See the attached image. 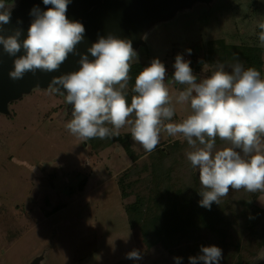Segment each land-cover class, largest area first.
I'll use <instances>...</instances> for the list:
<instances>
[{"label":"rangeland","instance_id":"rangeland-1","mask_svg":"<svg viewBox=\"0 0 264 264\" xmlns=\"http://www.w3.org/2000/svg\"><path fill=\"white\" fill-rule=\"evenodd\" d=\"M18 1L6 5L12 9ZM145 1L144 8L134 11L131 35H113L130 40L137 53L126 90L130 99L142 68L153 58L164 64L165 83L175 107L172 122L190 113L188 105L175 103L183 86L172 83L169 76L177 54L190 61L199 79L209 75L216 62L230 71L219 41L227 45L230 57H236L237 50L229 46L264 48L257 26V21L264 20V0ZM260 59L258 71L264 78V52ZM70 114L64 95L50 91L48 84L21 91L0 111V264H175L174 257L189 264L188 257L197 255L193 238L165 242L150 226L141 228L144 220L176 201L174 191L191 169L199 179L185 156L190 150L187 142L161 132L160 143L146 153L129 135L130 153L119 141L95 151L90 140H80L65 128ZM119 133L130 134L129 126ZM227 146L217 139L218 150ZM82 177L84 183L78 188ZM248 195L244 189L230 188L219 204L212 205L225 211ZM248 199L264 210V192ZM242 207L240 203L234 211L240 218ZM143 230L147 241L142 240ZM256 243L255 238L253 248L247 247L252 252L244 249V258L234 264H264L260 259L264 244ZM132 250L141 259H127Z\"/></svg>","mask_w":264,"mask_h":264},{"label":"clouds","instance_id":"clouds-1","mask_svg":"<svg viewBox=\"0 0 264 264\" xmlns=\"http://www.w3.org/2000/svg\"><path fill=\"white\" fill-rule=\"evenodd\" d=\"M42 2L52 7L30 10L33 19L21 40L19 29L2 34V26L10 23L12 6L0 0V46L14 58L8 73L14 81L26 73L35 75L37 70H58L70 53L77 54L76 46L83 40L84 26L65 15L69 0ZM257 26L264 46V20L257 21ZM21 49L24 54L17 56ZM187 52L191 54L190 49ZM87 53L94 59L79 53V69L53 76L48 84L50 91L64 95L71 105V119L65 128L72 135L83 141L106 139L118 136L128 125L132 140L146 153L155 150L161 132L182 137L190 148L185 151L186 159L199 174V204L209 210L230 188L264 192V78L260 71L245 68L239 60L227 71L223 63L216 62L209 75L198 79L190 61L177 54L172 83L183 88L175 103L188 105L190 113L180 122H172L175 107L165 83L166 68L158 58L136 76L135 94L129 103V72L137 57L131 41L109 34L98 37ZM218 138L229 146L218 150ZM126 258L139 260L141 255L132 250ZM173 259L181 264L182 258ZM221 259L222 250L215 245L201 246L200 254L188 257L189 264H220Z\"/></svg>","mask_w":264,"mask_h":264},{"label":"trees","instance_id":"trees-1","mask_svg":"<svg viewBox=\"0 0 264 264\" xmlns=\"http://www.w3.org/2000/svg\"><path fill=\"white\" fill-rule=\"evenodd\" d=\"M11 0H4L5 4H9ZM219 45L224 47L226 57L223 58V62L227 64H233L237 60H241V63L246 67H254L259 70L261 66L260 54L264 52L263 47L259 48H242V47H231L233 50H237L236 57H230L232 53L228 52L222 41H219ZM172 71H169V76H172ZM130 103V98L127 97ZM131 118V117H130ZM111 127L110 125H106ZM128 133H119L118 136L111 138L90 139L91 147L97 151L106 146H109L114 141L122 143L123 148L126 152H132L129 146ZM132 159L134 160L136 154H133ZM82 177L78 183V188H81L84 183ZM201 191V185L199 179L196 177L195 172L191 169L187 174L186 178L181 181L179 187L174 191L176 201L171 204L168 208L163 209L161 212L153 215L152 217L144 220L142 226H150L154 234L164 238V241L175 237L181 238L182 236L191 237L196 241L197 255L200 254L201 246L215 245L222 250V259L220 264H234L240 262L244 258L243 251L246 248H251L252 241L257 240V246L264 244V210L253 205L249 197L251 198L255 193H250L248 198L243 201H239L237 204L232 203L228 206L225 213L224 207L222 209L217 206L211 205L210 210L200 206L199 201L201 200L198 192ZM252 195V196H251ZM243 204L244 207L240 209L239 214L236 212V207ZM233 204H236L233 207ZM233 207V208H232ZM231 214L234 217H231ZM148 230V229H146ZM145 230V231H146ZM145 231L143 230L142 240L146 238ZM233 233H236L233 234ZM238 235H242L239 237ZM146 240V239H145ZM206 240V241H204ZM215 240L216 242H213ZM147 241V240H146ZM256 241H254L255 243ZM242 243V244H241ZM254 244L253 246H255ZM247 248V250H248ZM253 248V247H252ZM245 249V250H244ZM247 252H252L248 250Z\"/></svg>","mask_w":264,"mask_h":264},{"label":"water","instance_id":"water-1","mask_svg":"<svg viewBox=\"0 0 264 264\" xmlns=\"http://www.w3.org/2000/svg\"><path fill=\"white\" fill-rule=\"evenodd\" d=\"M97 0H69L67 11L65 13L69 21L80 22L85 32L83 40L77 44L76 53H70L68 58L60 65L59 69L54 72H42L37 70L35 75L26 73L23 79L12 80L9 78L8 73L12 70L13 57H10L3 51L0 46V111L5 110L6 102L14 99L21 91H27L32 86L49 84L53 76H59L68 72L77 71L80 65L77 63L79 60V53L88 55L89 60L94 59L90 53H87V48L92 43L96 42L98 37L106 36L107 32L115 28H125L122 11L127 10L124 4L129 0L123 2L110 3L102 7L96 8L88 6L95 4ZM38 7L41 11L46 10L51 5H44L42 0H19L17 5L11 9V20L7 25H3L5 30L2 34H11V30L19 29L21 32L20 39L23 40L27 36L28 27L33 19L30 15V10ZM23 49L17 56L23 55ZM180 87V86H179ZM62 91H64L61 88ZM81 264H83L81 262Z\"/></svg>","mask_w":264,"mask_h":264},{"label":"flooded vegetation","instance_id":"flooded-vegetation-1","mask_svg":"<svg viewBox=\"0 0 264 264\" xmlns=\"http://www.w3.org/2000/svg\"><path fill=\"white\" fill-rule=\"evenodd\" d=\"M123 1L124 0H97L95 4H91L90 6H88V9L94 5L96 6V8H98V7L100 8V7L105 6L107 4H110V3L112 4V3L123 2ZM146 3H147V1H145V0H142V1L141 0H129V2L125 3L124 7H126L127 10L122 11V19H123V23H124L125 28H123V29L115 28L113 30L108 31L107 35H109V34H112V35L113 34H127V33H129V35H131V33L134 29V20H135L134 11L137 10L139 7L144 8L147 5ZM151 3H154V1H152ZM5 109H6V105H5ZM40 164L44 166V164H42V163H40ZM45 166L48 167V165H46V164H45Z\"/></svg>","mask_w":264,"mask_h":264}]
</instances>
